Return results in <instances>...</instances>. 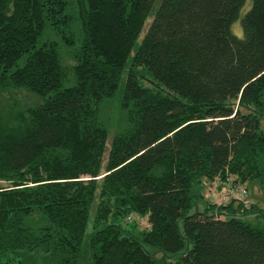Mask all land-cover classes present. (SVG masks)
I'll return each instance as SVG.
<instances>
[{
    "label": "trees",
    "instance_id": "1",
    "mask_svg": "<svg viewBox=\"0 0 264 264\" xmlns=\"http://www.w3.org/2000/svg\"><path fill=\"white\" fill-rule=\"evenodd\" d=\"M14 89L0 264H264V209L202 191L264 183V0H0Z\"/></svg>",
    "mask_w": 264,
    "mask_h": 264
},
{
    "label": "rangeland",
    "instance_id": "2",
    "mask_svg": "<svg viewBox=\"0 0 264 264\" xmlns=\"http://www.w3.org/2000/svg\"><path fill=\"white\" fill-rule=\"evenodd\" d=\"M149 20H150V17H148L147 20L145 21L143 29L137 39V42L140 40L145 29L147 28L148 23L150 22ZM231 29L236 34H239V35L242 34V27H241L239 19L235 20L231 24ZM65 60L68 64L72 62L71 59H69L67 56H65ZM33 100H36L35 97L32 96V94L26 92L25 90L14 89V90L0 91V109H3V110L9 111V109L11 110L15 106H24L25 104L31 103ZM116 110H117V106L114 100L109 101V103L104 109L105 118L106 120H108V124L111 127V129H113V127L115 128V118H113L114 117L113 114ZM212 186H213V183H210V181H207V185L202 186V191L205 196L210 197L209 194L212 193L211 191ZM246 187H247V194H246L247 201L255 202L257 203L259 207L264 209V183H261L259 180L255 179L252 181H248L246 183ZM246 217L252 223H255V224L264 223V214H260L258 216H256V214H249ZM144 225H145V222H142L140 224L141 227H144ZM157 256H160V253H157ZM39 264L41 263L39 262Z\"/></svg>",
    "mask_w": 264,
    "mask_h": 264
},
{
    "label": "built area",
    "instance_id": "3",
    "mask_svg": "<svg viewBox=\"0 0 264 264\" xmlns=\"http://www.w3.org/2000/svg\"><path fill=\"white\" fill-rule=\"evenodd\" d=\"M211 183H213V186L211 188L212 193L209 194V199L212 202H226L237 198L247 203V187L244 184L234 182L231 178L226 183H222L221 187H219L221 181L218 178L213 179ZM128 219H131V216H128Z\"/></svg>",
    "mask_w": 264,
    "mask_h": 264
}]
</instances>
